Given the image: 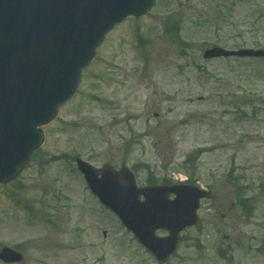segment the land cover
Returning <instances> with one entry per match:
<instances>
[{
	"label": "rangeland",
	"instance_id": "obj_1",
	"mask_svg": "<svg viewBox=\"0 0 264 264\" xmlns=\"http://www.w3.org/2000/svg\"><path fill=\"white\" fill-rule=\"evenodd\" d=\"M212 46L264 49V0H156L106 34L44 144L1 185L0 249L23 257L10 264H158L75 157L126 165L139 186L181 174L212 192L169 264H264V59H203Z\"/></svg>",
	"mask_w": 264,
	"mask_h": 264
},
{
	"label": "water",
	"instance_id": "obj_2",
	"mask_svg": "<svg viewBox=\"0 0 264 264\" xmlns=\"http://www.w3.org/2000/svg\"><path fill=\"white\" fill-rule=\"evenodd\" d=\"M177 1L183 4L186 0ZM152 2L0 0V182L13 178L30 152L42 144L45 136L37 127L49 123L57 115L58 105L74 93L80 69L93 57L104 32L128 14L149 11ZM105 3L108 10L100 7ZM86 16L93 22L88 24L91 30L83 34L75 26ZM65 24L74 26L72 34ZM220 55L264 56V50L214 47L204 52L206 58ZM76 165L91 190L161 263L175 248L178 232L196 223L200 198L211 196L187 184L137 188L126 167L95 168L80 158ZM171 193L175 195L172 199L168 197ZM158 228L169 235L156 236ZM0 259L11 263L21 261L22 256L3 247Z\"/></svg>",
	"mask_w": 264,
	"mask_h": 264
},
{
	"label": "bare ground",
	"instance_id": "obj_3",
	"mask_svg": "<svg viewBox=\"0 0 264 264\" xmlns=\"http://www.w3.org/2000/svg\"><path fill=\"white\" fill-rule=\"evenodd\" d=\"M101 6H103L104 9L108 10V4L107 3L100 5V7ZM93 17H94V15H93ZM92 22H93V18H91V17H88V16L81 17L80 19H78V24H76L75 29L82 32L83 34L86 32H89L91 30L90 25L92 24ZM89 23H90V25L88 26ZM64 27L68 30L69 34H72V31L74 29V26L72 24H65Z\"/></svg>",
	"mask_w": 264,
	"mask_h": 264
}]
</instances>
